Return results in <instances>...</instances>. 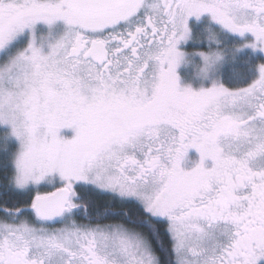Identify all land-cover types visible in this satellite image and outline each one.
I'll return each mask as SVG.
<instances>
[{"label":"snow or ice","instance_id":"obj_1","mask_svg":"<svg viewBox=\"0 0 264 264\" xmlns=\"http://www.w3.org/2000/svg\"><path fill=\"white\" fill-rule=\"evenodd\" d=\"M0 264H264V0H0Z\"/></svg>","mask_w":264,"mask_h":264}]
</instances>
